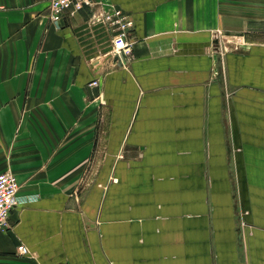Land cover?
I'll return each instance as SVG.
<instances>
[{"label": "crops", "instance_id": "0c3cea01", "mask_svg": "<svg viewBox=\"0 0 264 264\" xmlns=\"http://www.w3.org/2000/svg\"><path fill=\"white\" fill-rule=\"evenodd\" d=\"M5 170L0 264H264V0H0Z\"/></svg>", "mask_w": 264, "mask_h": 264}, {"label": "built area", "instance_id": "2783aa9c", "mask_svg": "<svg viewBox=\"0 0 264 264\" xmlns=\"http://www.w3.org/2000/svg\"><path fill=\"white\" fill-rule=\"evenodd\" d=\"M95 0H49L51 19L63 25L68 14L81 11L85 6ZM102 2V1H101ZM104 4V2H102ZM97 20L107 24L112 31L111 54L113 59L121 65H127L133 55V40L131 30L134 20L131 16L121 10L102 9L101 14L95 17ZM97 84L98 81L93 82ZM19 183L14 172L5 170L0 172V228L8 225V220L13 209L22 201L18 194ZM19 253L25 255L29 249L25 244L18 246Z\"/></svg>", "mask_w": 264, "mask_h": 264}]
</instances>
